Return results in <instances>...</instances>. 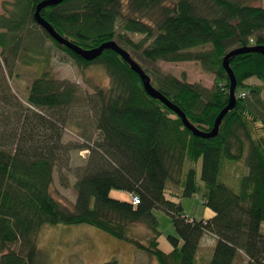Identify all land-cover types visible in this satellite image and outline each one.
<instances>
[{
  "label": "trees",
  "instance_id": "trees-1",
  "mask_svg": "<svg viewBox=\"0 0 264 264\" xmlns=\"http://www.w3.org/2000/svg\"><path fill=\"white\" fill-rule=\"evenodd\" d=\"M42 1L7 0L0 14V264H49L37 245L41 228L81 224L134 243L158 264H200L197 253L207 233L218 240L206 264H234L240 252L247 257L245 264H264V55L248 52L229 59L237 80L236 106L214 138L196 137L175 112L146 93L139 75L116 52L105 50L86 61L52 39L34 17ZM123 2L64 0L40 14L81 48L116 41L195 127L211 131L230 97L223 60L232 50L264 46V8L244 0H128L124 15ZM37 29L80 67H103L109 86H98L82 99L77 84L45 73L32 82L22 102L11 91L6 72L13 76L20 53L40 46ZM130 34L143 38L134 42ZM206 45L211 49L192 51ZM157 61H199L215 74L214 88L164 74ZM251 78L262 84L248 83ZM82 102L93 113L101 142L75 184L71 209L53 196L52 187L55 168L71 149L63 143L69 110ZM247 123L260 128L256 140ZM200 161L202 183L197 180ZM241 161L248 173L234 191L220 177L225 162ZM169 182L181 193L169 191ZM115 191L139 203L116 198ZM196 193L213 217L184 214L181 198ZM154 209L172 218L177 236H168L170 253L159 248ZM134 223L152 232L148 245L128 236Z\"/></svg>",
  "mask_w": 264,
  "mask_h": 264
},
{
  "label": "rangeland",
  "instance_id": "rangeland-1",
  "mask_svg": "<svg viewBox=\"0 0 264 264\" xmlns=\"http://www.w3.org/2000/svg\"><path fill=\"white\" fill-rule=\"evenodd\" d=\"M247 4L264 8V0H244ZM7 0H0V14L5 13L3 7ZM128 0L123 2V14H128ZM36 38L40 36L38 48L29 52H21L15 63L13 76L6 72V78L11 91L22 101L26 102L28 89L32 82L48 73L49 77L56 80L70 81L77 84L80 98L84 99L95 94L98 86L108 87L110 79L101 66L80 67L66 52L58 48L54 42L45 36L43 30H36ZM139 42L143 37L140 34L128 35ZM210 45L195 48L193 52L208 51ZM1 52V49H0ZM135 56L144 61L139 53ZM147 62V61H144ZM155 66L164 74H169L189 84L200 86L208 91L213 90L215 74L205 70L199 61L165 62L157 61ZM250 84H262L256 78L247 81ZM241 96V95H240ZM264 98V92L262 93ZM69 122L64 130L63 143L69 151L61 163L55 168L52 194L56 199L73 208L77 200L75 184L84 170L89 166L91 155L101 142L100 133L95 128L93 113L85 103L74 105L69 110ZM248 124L252 137L256 140L261 135V130ZM86 146V148H84ZM202 161L197 164V180H200ZM248 169L244 161L239 163L225 162L220 181L234 191H238L242 175ZM202 183V182H201ZM169 191L180 194V190L173 183H167ZM118 192V191H115ZM122 195L121 197H123ZM133 196V195H132ZM128 195L129 199L132 198ZM184 214L191 218L200 219L207 209L203 205L201 193L191 197L181 198ZM161 232L159 248L170 253L173 246L168 236H177L172 218L162 209H154ZM264 232V224L262 225ZM128 236L148 245L152 232L144 223H134L128 229ZM38 248L49 264H158L157 260L146 252L135 247L134 243L117 239L93 226L81 225H44L38 235ZM238 259L236 264H241Z\"/></svg>",
  "mask_w": 264,
  "mask_h": 264
},
{
  "label": "water",
  "instance_id": "water-1",
  "mask_svg": "<svg viewBox=\"0 0 264 264\" xmlns=\"http://www.w3.org/2000/svg\"><path fill=\"white\" fill-rule=\"evenodd\" d=\"M64 0H44L40 2L36 7L35 12V20L36 22L42 27L49 36L54 39L57 43L60 45L68 48L75 54L81 56L86 61H93L100 57L102 53L105 50H112L116 52L118 55H120L125 62H127L131 69L139 75L141 78V81L143 82L144 89L146 93L153 99L160 101L162 104H164L167 108L175 112L181 119L184 124V126L192 132V134L196 137H201L205 139L214 138L218 132L220 125L226 116V114L233 110L236 106L237 102V96H236V88H237V80L236 76L230 66L229 59L233 56L248 53V52H257L264 55V46H253L248 48H239L232 50L229 52L224 60H223V67L226 70L229 79H230V91H229V102L227 106L219 113L217 116L213 129L209 132H203L199 130L197 127H195L187 118L186 114L173 102H171L164 94H162L160 91H158L151 83L150 76L143 70V68L132 58L131 54L122 48L116 41H109L101 44L99 47L93 48V49H84L78 46L77 44L73 43L72 41L66 39L65 37L61 36L54 28L53 26L45 20L40 12L43 8L49 7V6H55L59 5Z\"/></svg>",
  "mask_w": 264,
  "mask_h": 264
},
{
  "label": "crops",
  "instance_id": "crops-1",
  "mask_svg": "<svg viewBox=\"0 0 264 264\" xmlns=\"http://www.w3.org/2000/svg\"><path fill=\"white\" fill-rule=\"evenodd\" d=\"M112 195L120 199H127V198L129 199L128 194L123 192H113ZM122 195L124 196L121 197ZM213 216H214V212H212L210 209H205V211L203 212V216L201 218L203 217L211 218ZM217 240H218L217 237L211 233H207L203 236V238L200 241V245L197 253V259L200 264H206V262L210 259L213 253V249L217 243ZM238 259L242 260L241 264H245L247 257L245 256L244 253L240 252L234 264H236Z\"/></svg>",
  "mask_w": 264,
  "mask_h": 264
},
{
  "label": "built area",
  "instance_id": "built-area-1",
  "mask_svg": "<svg viewBox=\"0 0 264 264\" xmlns=\"http://www.w3.org/2000/svg\"><path fill=\"white\" fill-rule=\"evenodd\" d=\"M245 95H246L245 93H242V94H241V97H244ZM131 201H132V203H133L134 205H136V204L139 203V198L133 196V197L131 198Z\"/></svg>",
  "mask_w": 264,
  "mask_h": 264
}]
</instances>
